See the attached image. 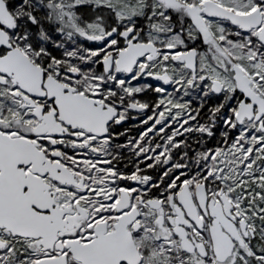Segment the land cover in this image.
Segmentation results:
<instances>
[{
    "label": "snow or ice",
    "instance_id": "6c2138e0",
    "mask_svg": "<svg viewBox=\"0 0 264 264\" xmlns=\"http://www.w3.org/2000/svg\"><path fill=\"white\" fill-rule=\"evenodd\" d=\"M0 264H264V0H0Z\"/></svg>",
    "mask_w": 264,
    "mask_h": 264
},
{
    "label": "trees",
    "instance_id": "16d2710c",
    "mask_svg": "<svg viewBox=\"0 0 264 264\" xmlns=\"http://www.w3.org/2000/svg\"><path fill=\"white\" fill-rule=\"evenodd\" d=\"M133 123H134V122H131V121H130L128 124L125 125V127L132 128V131H136V129L132 127ZM130 134H131V135H135L133 132H131Z\"/></svg>",
    "mask_w": 264,
    "mask_h": 264
},
{
    "label": "rangeland",
    "instance_id": "374dc122",
    "mask_svg": "<svg viewBox=\"0 0 264 264\" xmlns=\"http://www.w3.org/2000/svg\"><path fill=\"white\" fill-rule=\"evenodd\" d=\"M137 131V130H136ZM136 131H131V132H133L134 134H136Z\"/></svg>",
    "mask_w": 264,
    "mask_h": 264
}]
</instances>
